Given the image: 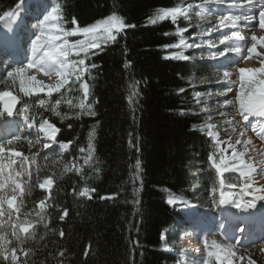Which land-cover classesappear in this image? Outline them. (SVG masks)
<instances>
[{
	"label": "trees",
	"instance_id": "trees-1",
	"mask_svg": "<svg viewBox=\"0 0 264 264\" xmlns=\"http://www.w3.org/2000/svg\"><path fill=\"white\" fill-rule=\"evenodd\" d=\"M19 1L0 0V16ZM56 1L66 28L73 27V18L84 27L113 14L134 27L125 28L115 42L91 57L97 67L85 79L96 116L77 119L73 113L78 109L62 103L59 110L67 115L61 120L51 111L39 109L35 98H21V105L29 106L30 121L39 124L43 113L60 129L57 144L72 143L60 155L54 149L43 151L33 135L12 146L29 158L24 162L27 174L20 176L25 193L19 220L35 223L36 203L46 197L38 185L44 179L53 181L47 201L52 204L46 216L49 228L42 223L36 227L24 245L29 255L25 258L18 253L19 259H27L28 264H178L172 234L182 218L167 201L190 197L197 174L208 166L209 151L187 82L199 70L191 62L170 58L172 48L164 49L175 43L169 20L155 24L149 20L160 8L177 7L180 0ZM12 94L17 96L15 91ZM66 95L82 96L77 91ZM57 98L59 94L51 101ZM93 130L94 151L85 165L81 157L87 153L81 154L79 149H87L88 134ZM13 159L18 161L13 168L21 171L22 157ZM74 161L82 166L83 175L66 171ZM85 187L95 189L91 199L78 195ZM113 194L115 198L101 199ZM58 207L68 209L64 221L58 219ZM4 209L0 235L10 236L6 203ZM16 219L13 212V221ZM60 231L65 233L63 238ZM59 251L65 252L63 258L57 255ZM0 264H5L2 258Z\"/></svg>",
	"mask_w": 264,
	"mask_h": 264
},
{
	"label": "snow or ice",
	"instance_id": "snow-or-ice-1",
	"mask_svg": "<svg viewBox=\"0 0 264 264\" xmlns=\"http://www.w3.org/2000/svg\"><path fill=\"white\" fill-rule=\"evenodd\" d=\"M226 0H201L197 5L192 3L187 4L185 7H166L160 8L154 17L150 18L149 23L155 24L157 21L171 20L173 24L176 23L178 17L185 16L189 13V10L195 8L203 9L206 5L211 3L223 4ZM230 8L238 9L241 6L254 7L257 3L259 4L258 17L261 34H257L255 31L240 30L239 22H250L255 19L257 13L252 15L248 14H221L218 20L219 28H230L233 29L229 33H221L219 44L223 45V49L217 48L215 51H209L207 59L216 61L220 58L226 57L227 54H235L238 61H249L257 63L258 67H236L235 71L230 70L229 67H224L217 72V78L215 83L221 84L224 87L218 90L215 95L223 97L222 100H218L216 103L219 106L217 115L223 117L225 115V109L228 107H235L238 109L239 115L243 121H248L249 117H264V0H228ZM19 7V5L17 6ZM6 17H14V13L5 11L0 20H4ZM73 27L66 28L61 23V17L59 15V5L51 8L47 14L43 16V19L39 21V31L35 34L31 40V58L28 63L13 68L7 71L4 80L11 78L13 83L19 81V91L23 93L25 97L33 96L34 94H43L42 98L37 95L35 101L36 106L39 109L45 111H51L54 115L59 116L61 120L65 119L66 113L62 114L59 110V106L67 104L70 109H78L73 114L77 119L82 116L94 117L96 112L93 108L92 102L89 101L91 95L90 85L85 77L91 75V70L96 68L95 63L90 62L91 57L98 55L104 51L105 47L117 40L118 34L121 33L125 28L134 27V25L126 24L125 21L118 15L113 14L108 16L104 20L97 21L94 24L81 27L78 25L75 18L71 21ZM246 27V25H245ZM186 28H177V34L180 36L178 43L164 45V49L177 48L181 51L173 53L170 58L177 60H189L190 57L185 55L183 50L190 48H201L202 45H208L209 49L216 48V45L211 40L203 39L204 36L209 35L216 31L215 27L207 28L206 32H194L193 43H188L187 39L182 35L186 32ZM77 35L83 36V39H76L74 41L69 40V37H75ZM199 40V43L195 41ZM76 57L72 59L71 57ZM169 58V57H166ZM204 58L203 56L201 57ZM127 67V65H125ZM35 69L37 72H42L45 76L51 77L53 74L56 77V83L54 86L44 84L42 81L37 80L35 75H26L28 70ZM234 76L236 77L234 79ZM203 82V81H202ZM63 90V91H62ZM235 90V91H234ZM77 91L82 93L81 97L69 98L66 94ZM181 92L184 89H180ZM233 99H228V94L233 93ZM59 94V98L51 101L53 94ZM197 97L201 94L196 93ZM212 92L208 93L211 97ZM8 98L9 102L5 105L4 111L7 112L8 116L13 115V105L17 102V97L10 91H0V100ZM78 100V102H77ZM199 102V101H197ZM235 102V103H234ZM28 105L25 104L23 108L19 110V115L24 117V120L29 121ZM208 115L205 117L203 125L200 126L201 131L207 132V136L213 141L211 151L208 155V160L211 162L212 167L216 173L223 176L224 173L229 171H235L240 174L242 178H247L241 188L244 195L254 194L257 192H264V186L259 188L253 187V176L256 172V168L252 163L245 160V154L249 152L248 145L252 143L251 139L245 138L247 133V125L237 127L239 121L235 119L227 121L231 125V130L228 133L227 140H221L219 138V132L216 131L217 125L211 123L213 113L209 111L207 106L203 109ZM41 119L39 121V132L48 140H55L57 138L60 129L56 127L48 118L43 117V113L40 114ZM28 128L35 127L34 123H28ZM71 127V125H69ZM253 130L256 129V125H252ZM89 143L87 149L81 147L79 149L82 155L83 163L88 165L92 159V153L94 147L92 140L94 138V130L89 132ZM20 136H15L13 139L7 141V145L11 146L15 141H19ZM31 141L29 144L31 145ZM71 141L61 144V147L67 149L71 144ZM131 144V140L129 141ZM224 144L226 147H221ZM241 146L239 149L237 146ZM44 149H49L50 144L44 143ZM231 149L230 155L225 153ZM5 144L0 143V217L5 216L6 212L4 204H7V217L8 226L11 227V234L8 233L0 235V258L3 259L5 264H28L27 259L21 261L18 253H23L25 258L29 255L30 250L25 248L27 240L34 236L35 229L39 224H43L45 229L49 228L50 218L46 219L47 209L52 207V204L47 201L50 197L46 196L44 199H40L36 203L35 215L38 219L35 223L29 219L19 220L18 217L21 214V209L24 207V193H25V182L19 180L21 175L27 174V170L24 169V162H28V156L23 155L20 151H15L12 147H8V158L7 163H3L5 154ZM219 158L217 159V155ZM13 157H22L19 161L21 171H17L13 168V165L17 164L18 161ZM251 159V157H249ZM264 164V160L260 161ZM137 172L139 171V161H137ZM7 170V175L5 171ZM74 170L77 174L83 175L82 166L73 162L71 168H66V171ZM99 171V169H97ZM261 173H264V168L260 169ZM221 185L224 184V180L221 179ZM53 184L51 179H45L43 183L39 184L41 189L50 188ZM237 185L229 184V188H235ZM95 189L82 188L78 195L81 197L87 196L91 199L90 193L94 192ZM215 191V189H213ZM112 199L115 198V194L109 197H101V199ZM242 199V197H241ZM256 200H264V195H253L252 200L244 201L241 204L240 199L233 198L231 192H220L219 204L224 205L231 203L237 209L254 208ZM167 203H176L175 198H169ZM60 221H64L68 215V209L64 208L60 210L58 207ZM13 212L17 214V219L13 221ZM25 216L31 215V213H24ZM3 222H0V226ZM30 229L33 231L30 232ZM23 234V235H21ZM59 236L63 238L65 233L59 232ZM13 239L15 243H13ZM43 239V237H41ZM19 245V247H17ZM213 247L216 249L215 258L217 264H233V259L236 253L232 251L235 247L233 244L227 246H221L213 242ZM90 250V249H89ZM87 255V250L86 253ZM57 255L60 258L65 256L64 251H59ZM240 259H243L241 257ZM206 264V262H205ZM249 264L254 262L249 259Z\"/></svg>",
	"mask_w": 264,
	"mask_h": 264
},
{
	"label": "rangeland",
	"instance_id": "rangeland-1",
	"mask_svg": "<svg viewBox=\"0 0 264 264\" xmlns=\"http://www.w3.org/2000/svg\"><path fill=\"white\" fill-rule=\"evenodd\" d=\"M27 0H21L15 7H13L10 12H14L15 9L19 4H24V2ZM31 1H34V4L36 5V0H30L29 3L33 7H36L35 5L31 4ZM43 2L44 7L42 8V12L45 11L46 13L51 10V8L56 7L59 5V3L56 0H41ZM201 2V0H180L177 3V7H185L187 4L192 3L194 5H197ZM25 5V4H24ZM226 8H229L230 10H234L233 8H230L229 3L225 2L223 4H217V3H211L205 6V8H193L189 10V13L185 14V16L178 17L175 24L171 22L169 19L170 26L173 27L174 33H175V43H178L180 36L177 34V28H186L188 29L186 32L182 33V35L187 39L188 43H193V33L194 32H201L207 30L209 27H215L216 31L213 33L206 35L203 37L205 40H211L213 44L216 45V48L209 49L208 45H202L201 48H190V49H184L183 52L185 55L189 56L190 59L186 60L188 62H191L192 64L196 65L199 73L198 75L195 74V76L187 81L189 84L190 89V95L191 99L193 100V103L196 105V108L198 110V114L200 115L202 125L204 123L205 117L208 115L207 112H204L203 109L205 106L209 109L210 112L213 113L211 123H214L217 125L216 131L219 132V138L221 140H227L228 139V133L231 130V125L227 123L229 120L235 119L236 121H239V124L237 127H241L243 125H247V133L246 137L248 136L251 139H264L263 138V127L262 122L261 124H257V121H249L248 123H245V121L242 120V117L238 113V109L235 107H228L225 109V115L223 117L216 114L218 112L219 106L217 105L218 100H222L223 97H219L215 95V93L222 89L224 86L221 84L215 83V80L217 78V72L221 70L224 67H229L230 70L235 71L236 67H258L259 65L254 62L249 61H238L235 54L229 53L226 55V57L220 58L216 61H212L210 59H207L209 51H215L217 48L220 50L223 49V45L219 44L220 34L221 33H229L231 30L230 28H219L218 26V20L219 16L221 14L227 15L224 11L217 12L218 10H225ZM41 11V9H40ZM242 11V10H241ZM59 15L61 17V23H65L62 20V16L60 14V6H59ZM256 20L259 21L258 15L256 16ZM242 21L239 22V27L241 29H246L245 27H241ZM33 34L32 36H35L37 33L35 30H32ZM19 36V34H18ZM69 40H76L81 39V37H69ZM83 39V37H82ZM196 43H199V40L195 41ZM29 46V44H27ZM174 51L173 53H177L181 51V49L172 48ZM24 51L26 53H29V51L24 47ZM8 53V50H7ZM25 53V52H24ZM171 54V56H172ZM6 55V54H5ZM13 55V52H11L9 58ZM7 56V55H6ZM5 56V57H6ZM19 56V55H18ZM21 55L20 61L21 62H9L10 67L4 71L3 64L5 62L0 61V91H15L17 93V97L20 101L17 109L15 110L14 115L11 118H4L2 115H5L1 110L0 112V143L5 144V154H4V160L3 163H7L8 158V147H12L15 143L18 141H15L13 145L9 146L7 145V141L13 139L15 136H20L23 140L24 138L30 135H33L37 138L38 145L41 146V149L43 151L54 149L58 155L64 154L67 152V149H64L61 147V144H57L56 139L48 140L43 133L39 132V124H35V127L29 129L28 123H33L30 121V115L27 112V115L29 116V121H25L24 117L19 115V110L23 108L21 105V98L23 99L25 96L23 93L19 91V81L17 80L15 84L13 83V80L11 78L4 80V77L7 74V71L12 70L13 68L23 66L27 64V59ZM204 57L203 59L201 57ZM72 59H76V57H71ZM6 61L7 59L1 58L0 60ZM13 59V58H12ZM35 72V73H34ZM26 75H35L37 80L42 81L44 84H47L42 80L41 77L36 74L35 69L28 70ZM236 77L234 76V79ZM203 81V82H202ZM56 81L54 83H49L47 85L54 86ZM235 91V90H234ZM199 92L201 95L197 97L196 93ZM212 92L213 95L211 97L208 96V93ZM37 95H39L42 98H48L44 97L43 94H34L33 96H30V98L37 99ZM55 95V93L53 94ZM82 95V93H81ZM234 92L228 94V99H233ZM2 100H0L1 103ZM199 101V102H197ZM235 103V102H234ZM252 125H256V129L253 130ZM202 134L205 136L207 140V147L209 153L213 151L212 144L213 141L210 137L207 136V132L202 131ZM26 136V137H24ZM19 140V141H20ZM25 140V139H24ZM48 143L50 144L49 149H44L43 144ZM221 147H226V145L222 144ZM241 146H237L239 149ZM231 149H228V151L225 153V155H230ZM249 156L245 154V160L248 162L247 158ZM14 158V157H13ZM219 158V154L217 155V159ZM263 160L260 158V161ZM264 168V164H260V168ZM209 169L213 170L210 165H205L202 169V173H198L197 177V183L194 185L191 191L190 197H175L176 203L169 204L174 210H176L183 218L179 223V229H177L173 236V246L178 251L180 260L179 264H217V260L215 258V251L216 249L213 247V242L220 245L219 242L224 241L223 235L230 234L233 235L234 233V227H239V223H241L240 219L235 221H229L225 220L226 217L228 218L229 215L227 213L229 211L233 213H237V208L234 207L231 203L220 205L219 204V198H220V192H231L233 194V198L240 199L241 204L244 203V201L249 200L250 197L254 194L244 195V193L241 191V188L246 180V178H242L238 172L235 171H229L224 173L223 176H219L214 170V174H211L209 172ZM18 171V170H17ZM5 175H7V170L5 171ZM221 179L224 180V184L221 185L220 181ZM20 180V177H19ZM45 180V179H44ZM42 180L40 183H43ZM264 182V181H263ZM39 183V184H40ZM229 184H235L237 185L235 188H229ZM38 189L41 192H44L46 196L49 195V192L51 190L50 188L41 189L38 185ZM215 189V191H213ZM87 197V196H85ZM243 202V203H242ZM246 211V209H244ZM243 209H241V212ZM244 211V212H245ZM253 215V214H252ZM223 220L221 221V219ZM237 223V224H236ZM234 224V227H233ZM252 225H248V231L251 230ZM232 229V230H231ZM222 237H221V235ZM186 238L191 239L192 241H196L198 243L197 249H189L190 245L189 240ZM239 238V239H238ZM256 237H252L246 240V237H238V236H232V240H234V244L238 245V240L240 242H253ZM263 239V240H261ZM242 240V241H241ZM261 240L259 242H253L254 246L257 247L252 250H245V252L240 253L237 250L233 251L236 252L235 257H231L233 259V264H249V259H251L254 264H264V252L262 251V243L264 241V236H258L257 239ZM189 241V242H187ZM219 241V242H218ZM229 243L228 241H224ZM223 243V242H222ZM230 244H233L230 242ZM260 247V248H259ZM239 248V247H238ZM253 248V247H252ZM243 257V259H240Z\"/></svg>",
	"mask_w": 264,
	"mask_h": 264
},
{
	"label": "bare ground",
	"instance_id": "bare-ground-1",
	"mask_svg": "<svg viewBox=\"0 0 264 264\" xmlns=\"http://www.w3.org/2000/svg\"><path fill=\"white\" fill-rule=\"evenodd\" d=\"M29 1L30 0L25 1L24 2L25 5L19 4V7H17L15 11L13 12L14 17H15L14 19L11 17H6L4 20H0V51H2L3 53L7 55L5 57V59L7 60L2 66L4 71H6L10 67L9 62H14V60L15 62H21L20 58H21V55L23 54H24L23 57L27 59L26 61L27 62L29 61V59L31 58V40L34 38V36H32L33 34L32 30H35L36 32L39 31V28L34 27V25H38L39 21L43 19V16L47 14L45 11L42 12L43 10L42 8L44 7V5L41 0H36V5L34 4V1H31V4L35 5L36 7L34 6L32 7ZM226 2H228V0H226ZM257 6H258V3L254 7L241 6L239 9H245L247 11L246 14L248 15H252L253 13H257L258 15V9L257 10L255 9ZM223 11L226 14H234V12L237 14L236 11L230 10L229 8H226L225 10L220 9L216 11V13L217 12L222 13ZM256 16H255V19H253L250 22L246 23L242 21L241 27H245L246 25L245 30L255 31L257 34H261L260 29L258 27L259 21L256 20ZM241 30H244V29H241ZM27 44H29V46H27ZM24 47H26L29 53H26V51H24ZM7 50H8V53H7ZM12 51H13V55L9 58L10 56L9 53ZM0 61H3V60L1 59ZM245 67L249 68V66L248 67L245 66ZM36 74H38V76L41 77L42 80H44V82H46L47 84L54 83L56 81V77L54 74L51 77L45 76L42 72L36 71ZM249 121H257V124H261L262 122L261 126L263 127L262 134L264 138V117H249V120L245 121V123H248ZM245 138H249V137L247 136ZM251 141L252 143L248 145L249 152L246 153L249 157H251V159H249L248 157L247 160L249 163H252L253 166L256 168V172L252 174L253 176L252 182H253L254 188H259L261 186H264V182H263L264 173H261L259 170L260 164H261L260 158L264 160V139H261V138L260 140L251 139ZM254 195H264V192H257ZM252 199H253V195L252 197L249 198V200H252ZM241 209H243L242 212H241ZM237 211L239 212L233 213L229 211L227 213L229 217L228 218L226 217L225 220L235 221V220L240 219L243 222L239 223L240 225L238 228L234 227V224H233V227H234L233 235H230V234L223 235V240L228 241L229 243L224 242V241H222L223 243L219 241L218 242L220 243L221 246H227L231 242L233 243V245H235L232 251L237 250L238 252L243 253L245 252V250L254 249L255 246L253 242L257 241L256 239L258 236H264V200H256L254 208L246 209V211L244 210V208H240V209H237ZM222 220L223 218L221 219V221ZM250 224L252 225V228L251 230L248 231L247 230L248 225ZM232 236H238L240 238L246 237V240L252 237H256V238L253 242H248V243L247 242L242 243L240 242V240H238V242H236L238 243V245H236L234 244V240L231 239ZM186 239L189 240L190 242L189 241L187 242L191 244L189 246L190 247L189 249L193 250V249L199 248L198 247L199 242L197 243L196 241H192L189 238H186ZM261 243H262V251L264 252V241Z\"/></svg>",
	"mask_w": 264,
	"mask_h": 264
},
{
	"label": "water",
	"instance_id": "water-1",
	"mask_svg": "<svg viewBox=\"0 0 264 264\" xmlns=\"http://www.w3.org/2000/svg\"><path fill=\"white\" fill-rule=\"evenodd\" d=\"M16 97H17V96H16ZM8 102H9L8 98H4V100H2L1 103H0V108H1L2 112H3L6 116H8V115H7V112L4 111V109H5V105H6ZM19 103H20V101H19V99H18V97H17V102L13 105V114L15 113V110L17 109ZM12 116H13V115H12ZM8 117H11V116H8ZM208 162H209V160H208ZM209 165L211 166V168H212L213 170H215V169L212 167L211 162H209ZM215 172H216V171H215ZM219 176H220V175H219Z\"/></svg>",
	"mask_w": 264,
	"mask_h": 264
}]
</instances>
